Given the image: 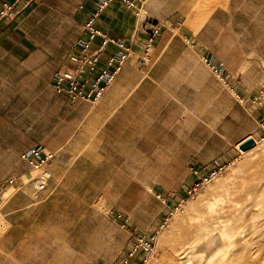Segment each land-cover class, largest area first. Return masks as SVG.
I'll return each instance as SVG.
<instances>
[{
	"label": "rangeland",
	"instance_id": "1",
	"mask_svg": "<svg viewBox=\"0 0 264 264\" xmlns=\"http://www.w3.org/2000/svg\"><path fill=\"white\" fill-rule=\"evenodd\" d=\"M118 3L158 34L97 102L46 83L0 98V264H109L132 249L131 264H162L222 193L249 243L210 264H264V0ZM31 148L51 155L43 168L20 161ZM255 171L259 184L243 186Z\"/></svg>",
	"mask_w": 264,
	"mask_h": 264
},
{
	"label": "crops",
	"instance_id": "2",
	"mask_svg": "<svg viewBox=\"0 0 264 264\" xmlns=\"http://www.w3.org/2000/svg\"><path fill=\"white\" fill-rule=\"evenodd\" d=\"M9 1L0 0V6ZM97 1H29L17 8L12 20L1 22L0 72L3 74L0 73V98L13 83L19 84L22 91L27 87L37 90L44 83L51 88L53 76L65 67L69 55L84 40L83 25ZM118 2L109 4L95 21V27L108 37L129 46L131 55L127 64L133 66V63H137L138 67V61L143 59L144 24L139 21L138 14ZM115 51L113 46H108L101 55V61L104 62ZM127 64L115 80L116 84L127 71ZM6 67L10 68L9 74H4ZM13 68L14 75L11 74ZM113 91L110 89V93ZM26 151H21L19 158Z\"/></svg>",
	"mask_w": 264,
	"mask_h": 264
},
{
	"label": "built area",
	"instance_id": "3",
	"mask_svg": "<svg viewBox=\"0 0 264 264\" xmlns=\"http://www.w3.org/2000/svg\"><path fill=\"white\" fill-rule=\"evenodd\" d=\"M29 1L34 0L3 2L0 6V23L12 20L17 8L22 4L26 5ZM115 1H120L128 7L132 5V0L97 1L91 15L84 24V40L69 55L65 67L52 78L51 86L54 93L59 97L65 98L70 103L80 100L92 103L97 102L104 95L108 87L112 85L130 58L131 48L129 46L108 37L95 27V21L100 14L105 11L109 4ZM157 34L158 31L156 29H149L143 45L144 58L148 56ZM93 45H95L94 48ZM108 46H113L116 51L102 62L101 55ZM260 106L264 111V104L261 103ZM20 159L33 169L38 170L50 161L51 155L44 153L40 148H31L22 153ZM6 185L13 186L14 180H7ZM2 196V190L0 189V207L3 203ZM134 253L135 249H132L109 264H131Z\"/></svg>",
	"mask_w": 264,
	"mask_h": 264
},
{
	"label": "bare ground",
	"instance_id": "4",
	"mask_svg": "<svg viewBox=\"0 0 264 264\" xmlns=\"http://www.w3.org/2000/svg\"><path fill=\"white\" fill-rule=\"evenodd\" d=\"M254 145H255V141H254V144L251 148H253ZM238 149H239V147H238ZM250 149H248L247 151H249ZM247 151H241V152H247ZM258 177H259V174L257 173V171H255V172H253V174L251 176H249L243 180L242 185L243 184L245 186L254 185L258 181ZM240 182H242V180ZM257 184H259V183H257ZM259 187H261V186H258V189H259ZM243 188H245V187H242V189ZM255 188H257V186ZM242 189H241V191H242ZM245 189H247V188H245ZM252 190H253V188H252ZM250 191L251 190H249V192ZM247 192H245V193H247ZM240 195H241V193H240ZM234 197L235 196L233 194L228 195L227 193H222V194H218V195L214 196V198L211 199L209 204L204 208V211L198 215V217L195 219V221L189 222L185 225L182 224L183 229H182L181 233L173 239L170 247L166 249V251L163 255V257H165V259H164L162 264H202V263H208V260H209V264H210L211 263L210 259L212 257H215L216 254L223 252L224 250H229L233 257L237 256L239 254L240 255L245 254L247 252L246 247L243 246V248L245 250H242V249L239 250V249H237L238 245H236V243H239V244H241V242H243V243L248 242L249 243L248 238L250 235L248 232H246V230H245L246 228H244V224H245L244 222H238L240 220L235 221V220H232V218H231L232 212L237 210V208L239 206L237 204V202L233 199ZM256 200H258V199H256ZM245 204H247V203H245ZM257 206H255V207H257ZM261 207H262V204H261L260 208ZM260 208L257 207V209L261 210ZM199 211H200V209L197 210V212H199ZM251 214H253V213H251ZM251 214H250V216H251ZM262 224H263V228H264V223H262ZM251 230H256V228L251 229ZM259 231H261V230H259ZM251 232H253V231H251ZM255 240H257V239H255ZM248 243H247V245H248ZM255 250H257V249H255ZM255 250H254V252H255ZM261 262H260V264H263ZM228 264H229V262H228Z\"/></svg>",
	"mask_w": 264,
	"mask_h": 264
},
{
	"label": "water",
	"instance_id": "5",
	"mask_svg": "<svg viewBox=\"0 0 264 264\" xmlns=\"http://www.w3.org/2000/svg\"><path fill=\"white\" fill-rule=\"evenodd\" d=\"M253 144H254L253 139H247L239 145V150L240 151H247L248 149H250L253 146Z\"/></svg>",
	"mask_w": 264,
	"mask_h": 264
}]
</instances>
